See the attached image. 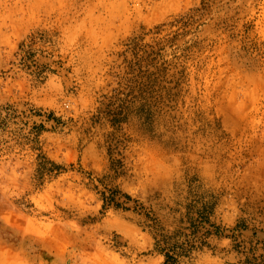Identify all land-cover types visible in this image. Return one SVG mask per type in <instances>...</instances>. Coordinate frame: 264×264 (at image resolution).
Returning <instances> with one entry per match:
<instances>
[{
	"label": "rangeland",
	"instance_id": "rangeland-1",
	"mask_svg": "<svg viewBox=\"0 0 264 264\" xmlns=\"http://www.w3.org/2000/svg\"><path fill=\"white\" fill-rule=\"evenodd\" d=\"M264 264V0H0V264Z\"/></svg>",
	"mask_w": 264,
	"mask_h": 264
},
{
	"label": "trees",
	"instance_id": "trees-1",
	"mask_svg": "<svg viewBox=\"0 0 264 264\" xmlns=\"http://www.w3.org/2000/svg\"><path fill=\"white\" fill-rule=\"evenodd\" d=\"M165 262L164 264H174L175 262V259L172 257V256H169V255H165Z\"/></svg>",
	"mask_w": 264,
	"mask_h": 264
}]
</instances>
